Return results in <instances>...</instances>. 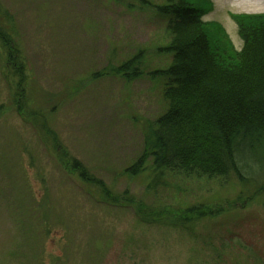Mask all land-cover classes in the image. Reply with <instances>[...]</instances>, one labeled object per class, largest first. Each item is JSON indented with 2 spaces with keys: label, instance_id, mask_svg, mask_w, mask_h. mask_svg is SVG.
Here are the masks:
<instances>
[{
  "label": "rangeland",
  "instance_id": "1",
  "mask_svg": "<svg viewBox=\"0 0 264 264\" xmlns=\"http://www.w3.org/2000/svg\"><path fill=\"white\" fill-rule=\"evenodd\" d=\"M167 2L0 0L10 19L0 17V26L15 44L0 39V264H264V204L240 200L249 191L236 181L166 172L153 191L151 166L138 177L125 172L167 109L154 74L172 62L157 10ZM208 2L209 38L241 51L237 17L264 9ZM135 57L137 79L114 74ZM75 165L121 203L107 201ZM198 204L225 213L194 232L136 215L140 205L158 213Z\"/></svg>",
  "mask_w": 264,
  "mask_h": 264
},
{
  "label": "trees",
  "instance_id": "2",
  "mask_svg": "<svg viewBox=\"0 0 264 264\" xmlns=\"http://www.w3.org/2000/svg\"><path fill=\"white\" fill-rule=\"evenodd\" d=\"M194 1L168 0L157 7L171 35L164 51L172 62L154 73L162 80L167 109L149 123L143 152L125 172L138 177L151 166L148 187L153 191L163 185L166 172L222 179V185L236 181L249 191L246 196L242 192L240 200L264 204V15L237 17L243 40L237 51L227 39L209 38L203 17L211 3ZM8 16L0 6V17ZM3 30L0 26V39L11 44L10 49L14 36ZM140 65V58H132L114 74L135 80ZM73 169L83 181L98 183L107 201L121 203L120 196L101 180L94 181L84 166ZM127 200L125 205L134 203ZM216 209L198 204L157 213L140 205L136 215L146 225L194 232L198 222L225 213Z\"/></svg>",
  "mask_w": 264,
  "mask_h": 264
},
{
  "label": "bare ground",
  "instance_id": "3",
  "mask_svg": "<svg viewBox=\"0 0 264 264\" xmlns=\"http://www.w3.org/2000/svg\"><path fill=\"white\" fill-rule=\"evenodd\" d=\"M237 1H239L240 6L246 7L248 9H253V11L254 10L263 11L264 9V0H237Z\"/></svg>",
  "mask_w": 264,
  "mask_h": 264
}]
</instances>
